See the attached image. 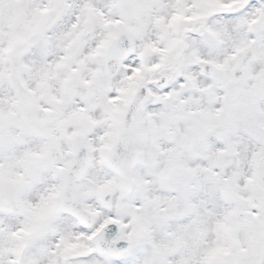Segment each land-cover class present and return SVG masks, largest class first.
Returning a JSON list of instances; mask_svg holds the SVG:
<instances>
[{
  "label": "snow or ice",
  "instance_id": "6c2138e0",
  "mask_svg": "<svg viewBox=\"0 0 264 264\" xmlns=\"http://www.w3.org/2000/svg\"><path fill=\"white\" fill-rule=\"evenodd\" d=\"M0 264H264V0H0Z\"/></svg>",
  "mask_w": 264,
  "mask_h": 264
}]
</instances>
